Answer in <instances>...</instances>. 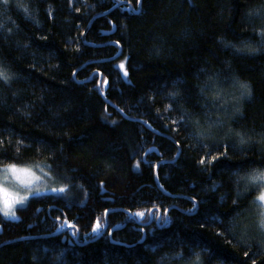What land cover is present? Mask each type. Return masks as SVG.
Instances as JSON below:
<instances>
[{
    "label": "trees",
    "instance_id": "trees-1",
    "mask_svg": "<svg viewBox=\"0 0 264 264\" xmlns=\"http://www.w3.org/2000/svg\"><path fill=\"white\" fill-rule=\"evenodd\" d=\"M0 67V174L65 189L0 264H264V0H0Z\"/></svg>",
    "mask_w": 264,
    "mask_h": 264
},
{
    "label": "snow or ice",
    "instance_id": "snow-or-ice-1",
    "mask_svg": "<svg viewBox=\"0 0 264 264\" xmlns=\"http://www.w3.org/2000/svg\"><path fill=\"white\" fill-rule=\"evenodd\" d=\"M4 4H7L9 0H2ZM120 68H124V65L121 64ZM126 75V73H125ZM0 79L7 81L9 79V75L3 67H0ZM240 88L243 90L242 95H250V88L247 84H240ZM203 162V161H202ZM5 173H11L12 176L18 181L21 185H30L33 180H38L40 177L35 176L34 173L27 169H18L16 165H8L4 169ZM7 179V176H5ZM246 179L251 183L261 182L264 184V172L253 173ZM64 188H53L51 191L53 192H63ZM0 193H2V207H0V212L3 213L4 216L15 218L14 207L16 204L23 205L24 202L28 199L27 196H21L19 193H10L7 189L0 185ZM257 200L260 202L261 208L264 209V191H261L260 195L257 197ZM138 216H143L144 213H137ZM260 227L264 229V211H261V219H260ZM100 228L99 222H97L96 227L93 229L94 232L98 231Z\"/></svg>",
    "mask_w": 264,
    "mask_h": 264
},
{
    "label": "rangeland",
    "instance_id": "rangeland-1",
    "mask_svg": "<svg viewBox=\"0 0 264 264\" xmlns=\"http://www.w3.org/2000/svg\"><path fill=\"white\" fill-rule=\"evenodd\" d=\"M18 168V167H17ZM18 169H27L34 173L35 176L40 177L38 180H33L30 185H21L18 181L15 180V178L12 176L11 173H5L3 170L2 173L0 174V185H3L5 189H7L10 193H19L21 196H27L28 199L24 202L23 205L16 204L14 207L15 211V218H10V219H18L19 218V213L18 209L21 207H24L28 200L36 195L44 194L47 192H50L51 189L54 188V183L52 182V178L50 174L43 170H35V169H29V168H18ZM5 176H7V179H5ZM2 193H0V206L2 207ZM139 213V212H138ZM137 214V213H136ZM101 230L99 228L96 233H98ZM184 264H205L204 259L201 256H198L196 259L189 260L188 262Z\"/></svg>",
    "mask_w": 264,
    "mask_h": 264
},
{
    "label": "water",
    "instance_id": "water-1",
    "mask_svg": "<svg viewBox=\"0 0 264 264\" xmlns=\"http://www.w3.org/2000/svg\"><path fill=\"white\" fill-rule=\"evenodd\" d=\"M122 228L121 227H118V228H115L114 230H112V232H111V236H112V234L115 232V231H118V230H121Z\"/></svg>",
    "mask_w": 264,
    "mask_h": 264
}]
</instances>
